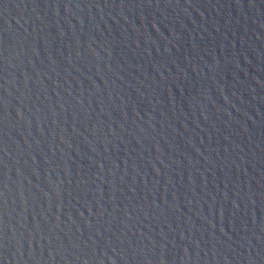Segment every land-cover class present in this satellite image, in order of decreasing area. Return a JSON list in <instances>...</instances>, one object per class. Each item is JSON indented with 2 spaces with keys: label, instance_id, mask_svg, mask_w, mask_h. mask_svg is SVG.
Wrapping results in <instances>:
<instances>
[{
  "label": "water",
  "instance_id": "water-1",
  "mask_svg": "<svg viewBox=\"0 0 264 264\" xmlns=\"http://www.w3.org/2000/svg\"><path fill=\"white\" fill-rule=\"evenodd\" d=\"M0 264H264V0H0Z\"/></svg>",
  "mask_w": 264,
  "mask_h": 264
}]
</instances>
